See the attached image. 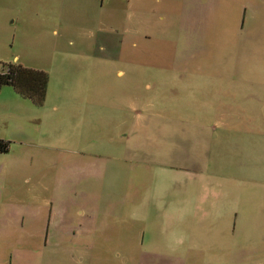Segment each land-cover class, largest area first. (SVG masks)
<instances>
[{"label":"rangeland","instance_id":"1","mask_svg":"<svg viewBox=\"0 0 264 264\" xmlns=\"http://www.w3.org/2000/svg\"><path fill=\"white\" fill-rule=\"evenodd\" d=\"M7 62L48 76L0 87L24 261L264 264V0H0Z\"/></svg>","mask_w":264,"mask_h":264},{"label":"crops","instance_id":"2","mask_svg":"<svg viewBox=\"0 0 264 264\" xmlns=\"http://www.w3.org/2000/svg\"><path fill=\"white\" fill-rule=\"evenodd\" d=\"M109 39L111 40V37ZM109 50H111V45ZM115 73L122 75L123 70L116 69ZM132 121L136 125V119H132ZM6 202L11 209L15 210L16 204L11 199ZM14 210L11 214L7 212L0 218V264H29L23 260L25 254L29 252V246H25V242L21 240H18L17 243L15 241L11 243V238L29 236V226L25 229V222L30 223V226L34 228L33 231H37L38 235L46 234L50 228L54 227V224L50 225L49 216L41 218L40 215L29 214V212L25 214L24 211L16 217Z\"/></svg>","mask_w":264,"mask_h":264},{"label":"trees","instance_id":"3","mask_svg":"<svg viewBox=\"0 0 264 264\" xmlns=\"http://www.w3.org/2000/svg\"><path fill=\"white\" fill-rule=\"evenodd\" d=\"M47 80V73L42 69L11 62L0 64V87L10 85L16 93L35 105H41L44 100ZM7 148L8 141L0 138V151Z\"/></svg>","mask_w":264,"mask_h":264}]
</instances>
